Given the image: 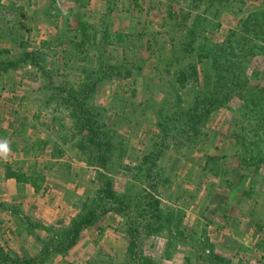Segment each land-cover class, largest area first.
Listing matches in <instances>:
<instances>
[{
    "label": "rangeland",
    "instance_id": "1",
    "mask_svg": "<svg viewBox=\"0 0 264 264\" xmlns=\"http://www.w3.org/2000/svg\"><path fill=\"white\" fill-rule=\"evenodd\" d=\"M17 1L30 2L31 11L35 10L36 0ZM64 1L38 0L39 5L45 6L40 9L41 14L32 11L30 15V10L26 11L28 19L23 17L24 23L18 22L20 12H15V16L8 14V10L14 13L18 7L0 8L1 17L11 19L0 23V51L11 52L3 58H16L23 51V44L38 48L43 41L52 42L49 49L43 48L40 53L51 75H42L30 65L0 72V142L6 141L9 148L6 156L0 154V249L2 254L12 253V258L14 254L39 255L42 245L37 238L51 243L53 248L54 231L68 227L79 213L80 202L95 197L101 187V174L108 176L117 194H124L130 202L128 197L138 199L140 176L135 178V174L139 175L135 169L154 150L155 135L159 133L157 114L162 101L173 102V88L180 87V68L192 62L198 72L180 91V110L192 107L197 91L212 89L214 74L210 66L197 63L201 40L191 55L174 47L184 38L183 26L192 25L196 16L204 18V36L216 44L222 43L232 30L240 29L241 20L250 14L264 15V0H130L131 5L124 1L122 7L109 6L108 12L90 5L86 12V0H67L72 9L68 8L71 15L65 21L63 8L58 7ZM77 2L79 6L74 5ZM91 9L97 12L93 18L90 15L84 20L77 15L80 10L89 13ZM184 18L189 20L183 23ZM5 27L8 29L4 33ZM95 31L96 44L86 42L85 36ZM102 38L105 45L104 41L100 44ZM252 39H256L254 33L247 38V47ZM260 41L253 42L252 49L260 56L248 70L254 85L262 81V76L255 79L252 66L259 72L264 69ZM101 51L106 59H101ZM125 55L127 66L136 64L141 69L132 71L129 78L105 81L89 102L100 114L106 130L113 133L115 153L125 151L123 160L115 157L108 170H102L97 164H87L88 156L77 149V131L72 130L73 122L67 112L56 110L55 103H45L52 92L51 84L70 90L73 84L86 80L100 63L106 72L107 64L122 66ZM22 97L27 99L21 100ZM239 106L238 98H232L225 108L214 112L197 147L164 149L158 163L169 182L159 183L158 197L163 209L183 211L187 236L197 237L200 242L208 238L230 264H264V163H257V172L255 167L241 164L253 155H246L235 136L234 120L240 115ZM163 108L169 110L172 106ZM38 140L47 142L42 150ZM33 144L37 146L31 150ZM208 157L217 158V165L212 167L220 169L221 176L214 177L205 169ZM121 162L133 173L121 170ZM236 170L245 175L240 181ZM8 172L23 176L27 183L7 179ZM38 177L44 180L37 182L36 190L32 184ZM43 210L49 218L59 214V219L43 224L48 223ZM139 213L133 206L120 214L108 212L97 226L84 231L74 248L65 255H51L46 264H128L126 232L131 223L141 236L139 248L156 264H204L201 256L209 252L207 249H195L179 240L169 250L170 258L164 257L167 241H146Z\"/></svg>",
    "mask_w": 264,
    "mask_h": 264
},
{
    "label": "trees",
    "instance_id": "2",
    "mask_svg": "<svg viewBox=\"0 0 264 264\" xmlns=\"http://www.w3.org/2000/svg\"><path fill=\"white\" fill-rule=\"evenodd\" d=\"M80 18H82L80 16ZM189 18H184L183 23H186ZM205 19L196 16L192 25L182 27V31H186L184 38L179 41L174 47H179L181 53L193 54L196 45L199 44L197 63H206L210 66L214 74L212 89L208 92L197 91L193 97V105L187 111L180 110L182 95L181 89L186 88L189 80L197 77V66L190 64L187 67L180 68L178 72L177 82L180 87L173 88V102L166 100L162 101L158 116L157 127L159 133L155 135L154 150L145 155L140 161V165L135 169L139 171V175L135 174L138 179L139 197L137 200L126 199L124 194H117L108 176L101 174L100 189L95 192V197H88L83 202H80V210L76 217L71 220L68 227L54 231V247L51 243H45L37 238L42 245L40 254L37 256H18L12 253L2 254L0 249V264H46L51 255H65L69 250L74 248L84 231L97 226L99 221L108 214L115 212L120 214L123 210L130 209L131 206L136 208L139 213V218L142 220V230L146 241L155 239H165L167 246L164 249L163 256L170 258L169 250L174 246V241H183L190 243L193 248L207 249L209 252L203 254L202 261L204 264H230L225 257L215 251L214 245L210 243L208 238H204L202 242L197 237L187 236V228L184 223L185 214L181 209H163L161 200L158 197L159 183H168L169 181L163 177L164 171L158 163L163 157L164 149L176 147L182 149L188 147L192 149L197 147L203 138V130L206 129L211 115L225 108L229 104V99L238 98L240 106L238 108L239 117L234 120L236 129V138L238 143L243 147L246 155L250 153L248 160L241 161L244 167H255L257 172V163H264V69L262 72L256 70L252 66L254 78L262 76V81L259 84H253L248 75V70L253 63V60L260 55L252 49L253 42L261 40L260 46L264 50V15L257 13L250 14L246 19L241 20L240 29L232 30L222 43L212 44L205 36ZM96 31L93 34L85 36L86 42L93 41L96 44ZM254 33L256 39H252L250 47H247V38ZM97 34V33H96ZM258 36H256V35ZM84 40H82L83 42ZM105 38H102L100 44ZM52 42L43 41L38 48H29L24 46L23 51L14 58H3L5 54H10L9 50L0 51V72L7 73L12 69H17L21 65L26 68L32 66L36 72L42 75H51L45 67V58L42 60L40 53L43 48L49 49ZM92 45V44H91ZM249 45V44H248ZM176 51V50H175ZM175 54V52H174ZM101 59H106L105 52L101 51ZM128 56L125 55L122 66H113L107 64L108 72L105 71V65H100L92 72L87 74V79L79 84H73L70 90H66L62 86L51 84V94L46 106L52 103L56 104V110L60 108L65 110L68 117L73 122L72 130H76L77 134L74 137L79 139L77 149L84 156H88L87 164H97L102 170H108L109 163L115 159L123 160L125 151L119 150V154L115 153L116 144L114 142L113 133L106 130V126L101 123L100 114L89 105L91 98L101 88L102 83L107 80L126 79L131 77L132 71H139L141 68L136 64L127 66ZM174 57V55H173ZM100 59V58H99ZM37 61V62H36ZM177 61L180 62V59ZM38 62L42 63L40 65ZM206 62V63H205ZM126 64V65H125ZM139 67V68H138ZM167 71V68H166ZM49 90V86L46 87ZM195 91V89H194ZM27 98L22 97L21 100ZM170 105L172 108L164 110V106ZM169 111V113L167 112ZM101 120V121H100ZM242 125V127H239ZM36 143L41 144V150L47 145V142L38 140ZM37 145L33 144L34 150ZM255 146V149H251ZM39 150V151H41ZM87 159V158H86ZM96 162V163H94ZM218 160L215 157L206 159L205 169L214 177L221 176V170L212 167L217 165ZM121 170L133 173L127 166L121 162L119 165ZM236 177L239 181L245 175L236 170ZM239 173V174H238ZM243 173V172H242ZM241 174V175H240ZM7 179H16L22 181L23 176L17 175L14 172H8ZM44 180L38 177L33 180V186L36 190L37 182ZM28 180L22 182L27 183ZM147 183V186L145 184ZM144 187V188H143ZM125 198V199H124ZM127 202V204H125ZM40 227V226H39ZM51 231V228H48ZM129 244L126 253L128 264H156L155 260L147 255L145 250L140 247L141 236L133 227L132 223L127 230ZM53 257V256H52Z\"/></svg>",
    "mask_w": 264,
    "mask_h": 264
},
{
    "label": "crops",
    "instance_id": "3",
    "mask_svg": "<svg viewBox=\"0 0 264 264\" xmlns=\"http://www.w3.org/2000/svg\"><path fill=\"white\" fill-rule=\"evenodd\" d=\"M11 1V4L9 3V2H7L6 0H2V1H0V8H6V7H10L11 5H12V8L13 7H18V10L17 9H15L14 10V13H12V11L10 12V10H8V14L10 15V16H15L16 14H15V12L17 13V11L18 12H20V15H19V18H18V22H23L24 23V19L26 18V19H28V17L26 16L25 17V12L26 11H29L30 10V15H31V12L33 11H31V8H33V5H31V6H29L30 5V2H27V3H22V2H19V1H17V0H15L14 1V4H13V2H12V0H10ZM53 1V0H52ZM87 1V6H85V7H87V9H86V12H88L87 10L89 9V7L90 6H93V8L95 7V6H97V7H100V8H103L106 12H108V9H109V6H110V8L112 9V8H114V7H116V6H120V4H121V7L123 6L122 4H123V2L124 1H127L126 2V4L129 6V5H131V3H130V0H94V1H92V0H86ZM66 2V3H65ZM61 4H59L58 3V7L60 8V9H62V11H61V13H64L65 14V16H63V18H65V21H68L69 20V17H70V15H71V11L69 10L70 9V6L72 5V4H69L68 3V1L67 0H65L64 2H60ZM79 3L80 2H77V3H75L74 5L75 6H79ZM88 5H90V6H88ZM52 6H53V2H52ZM43 7H45L44 5H39L38 4V0H36L35 1V10L33 11L34 12V14L35 15H38V13H40V9L41 8H43ZM69 8V9H68ZM52 9H53V7H52ZM71 9H72V6H71ZM91 11V12H90ZM86 12H84V11H79V13L80 14H77V15H80L84 20H88V18H90V15H91V17L93 18L94 16H96V14H97V12H93V9H91V10H89V13H86ZM2 13V12H1ZM85 13H86V16L84 17V15H85ZM41 14V13H40ZM51 14L52 15H54V11H51ZM83 15V16H82ZM94 15V16H93ZM49 16V15H48ZM120 16V15H119ZM23 17H25V18H23ZM42 17V16H41ZM62 17V16H61ZM60 17V18H61ZM73 17H75L76 18V16H73ZM67 19V20H66ZM16 20H17V18L15 17V19H14V22H16ZM8 21H11V19H10V17H8V16H5V17H1V15H0V23H2V22H8ZM38 22V21H37ZM6 29H8V28H6L5 27V29L3 28V31H4V33L7 31ZM0 33H2V32H0ZM2 36H4L3 34H2ZM6 37V36H5ZM249 192H251V190L249 191ZM49 210H52L51 208L49 209ZM47 212V211H46ZM27 213V212H26ZM43 213H44V216H46L47 217V221H48V223H46V222H43V224H52V223H54V222H56V219H59V214H56L55 216H51L50 218L48 217V212L47 213H45V211L43 210ZM72 215H73V213H72ZM31 216H33V215H30V217ZM74 216V215H73Z\"/></svg>",
    "mask_w": 264,
    "mask_h": 264
},
{
    "label": "clouds",
    "instance_id": "4",
    "mask_svg": "<svg viewBox=\"0 0 264 264\" xmlns=\"http://www.w3.org/2000/svg\"><path fill=\"white\" fill-rule=\"evenodd\" d=\"M9 152L8 144L7 142H0V154L7 155Z\"/></svg>",
    "mask_w": 264,
    "mask_h": 264
}]
</instances>
